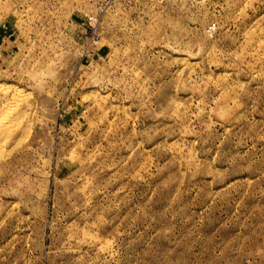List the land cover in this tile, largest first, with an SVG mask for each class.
Segmentation results:
<instances>
[{
  "label": "rangeland",
  "instance_id": "1",
  "mask_svg": "<svg viewBox=\"0 0 264 264\" xmlns=\"http://www.w3.org/2000/svg\"><path fill=\"white\" fill-rule=\"evenodd\" d=\"M97 1L0 0V264H264V0Z\"/></svg>",
  "mask_w": 264,
  "mask_h": 264
},
{
  "label": "built area",
  "instance_id": "2",
  "mask_svg": "<svg viewBox=\"0 0 264 264\" xmlns=\"http://www.w3.org/2000/svg\"><path fill=\"white\" fill-rule=\"evenodd\" d=\"M111 5V0H98L95 4V13L93 14H86L83 22L81 23V26H85L81 30V34L84 37V56H92L95 58H100L101 52L99 48H95L93 50L89 49L90 44L94 42L97 38V33L95 31V26L98 23L99 16L102 15ZM8 31V30H7ZM4 35L3 38L7 37L8 39L12 37L13 32L11 31ZM1 49H0V58H1Z\"/></svg>",
  "mask_w": 264,
  "mask_h": 264
}]
</instances>
